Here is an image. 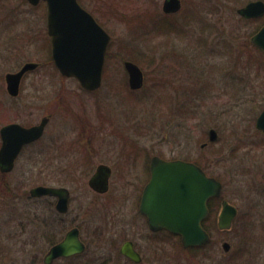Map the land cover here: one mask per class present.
Returning a JSON list of instances; mask_svg holds the SVG:
<instances>
[{"label": "rangeland", "instance_id": "obj_1", "mask_svg": "<svg viewBox=\"0 0 264 264\" xmlns=\"http://www.w3.org/2000/svg\"><path fill=\"white\" fill-rule=\"evenodd\" d=\"M181 1L168 18L178 31L163 34L154 24L164 18L163 0H80L111 36L102 87L88 93L48 63L45 4L0 0V127L50 116L40 141L3 177L11 190L0 192V264H41L48 234L62 236L71 226L80 228L87 254L55 264H95L92 254L134 236L139 221L132 194L140 173L123 162L132 150L201 154L208 175L222 183L221 198L237 208L230 230L219 231L216 220L208 224L210 240L197 251L202 258L191 261L264 264V135L255 128L264 104V63L250 43L263 18L236 14L254 0ZM129 58L144 76L133 93L124 88ZM26 62L40 67L25 74L18 97L10 99L4 76ZM211 128L218 139L201 150ZM100 163L113 169L102 195L87 185ZM36 185L67 187L69 212L58 215L52 198L30 199ZM215 211L216 219L219 205ZM174 243L166 248L171 262L185 264L184 253H170Z\"/></svg>", "mask_w": 264, "mask_h": 264}, {"label": "water", "instance_id": "obj_2", "mask_svg": "<svg viewBox=\"0 0 264 264\" xmlns=\"http://www.w3.org/2000/svg\"><path fill=\"white\" fill-rule=\"evenodd\" d=\"M37 6L41 1L46 8V31L50 38V55L59 74L75 79L80 87L92 92L100 88L106 52L111 37L95 18L85 10L78 0H26ZM181 0H163L162 12L175 14L181 9ZM238 16L245 19H256L264 16V1H250L236 10ZM252 45L264 54V24L250 38ZM38 67L36 62H26L17 71L5 75L6 88L10 95L16 96L23 76ZM123 67L127 73L130 90H139L144 83L143 72L137 64L126 60ZM48 122L44 117L39 124L23 128L11 124L1 130L3 146L0 149V170L9 172L21 147L39 139ZM255 127L264 134V106L258 115ZM217 139L214 129L208 131V141ZM109 169L98 166L88 180V186L97 193L108 189ZM221 183L209 177L197 165L176 160L165 161L153 157L150 163V179L145 185L139 211L147 217L152 230L165 229L180 237L184 248L205 245L210 236L202 226L209 213L207 202L220 196ZM31 196H56V209L60 213L67 210L68 191L65 188L37 186L30 191ZM237 216L235 206L222 201L217 217V228L220 231L230 230ZM123 246L122 251L131 258L134 252ZM222 250L228 252L230 245L222 244ZM84 243L79 236L78 228L69 230L64 238L53 245L44 256V264H52L57 258H68L82 253Z\"/></svg>", "mask_w": 264, "mask_h": 264}, {"label": "flooded vegetation", "instance_id": "obj_3", "mask_svg": "<svg viewBox=\"0 0 264 264\" xmlns=\"http://www.w3.org/2000/svg\"><path fill=\"white\" fill-rule=\"evenodd\" d=\"M78 2L80 4V0H78ZM99 25L102 27V25L100 23H99ZM46 33H47V31H46ZM48 38H49V36H48ZM48 43H49V54H48L49 56L48 57L51 60V55H50V38L48 40ZM106 60H107V55H106ZM106 60H105V64H106ZM37 64H38V67L36 69H38L40 67V64L39 63H37ZM106 66L107 65H104V70H103V77L104 78H105V73H106ZM8 73H10V72H8ZM126 75H127V73H126ZM4 80H5V76H4ZM102 82H103V80H102ZM20 85H21V83H20ZM101 87H102V85L100 86V88ZM124 88L126 90H127V88L129 89L128 82L126 84V87H124ZM5 90H6L7 95L10 97V99L11 98L18 97V95L20 93V87H19V91H18V94L16 96L10 95L8 93V91H7V88H6V82H5ZM139 90H130L128 92H132L133 93V92L139 91ZM88 93H92V92H88ZM44 117H47L48 118V122L46 124V126H47L48 123H49V120H50V116H44ZM44 117H42V118H44ZM255 122H256V120H255ZM11 124H17V125H19V126H21L23 128H29V127H32V126L37 125L39 123L28 126L25 123L23 124V123L18 122V121L15 120V121H12V122H9V123H6V124L2 125L0 127V149L3 146V138H2V135H1V130L4 127H6L8 125H11ZM46 126H45V128H46ZM45 128H44V131H43L42 136L44 135ZM211 129H213V128H211ZM42 136L39 139H37L35 141H32V142H29V143H26V144H24L21 147V149H20V151H19V153H18V155H17V157H16V159L14 161L13 168H14V165H15V162L17 161V159L25 152V150L28 147H30V146L36 144L38 141H40V139L42 138ZM207 139H208V132H207ZM217 139H218V133H217ZM217 139L215 141H213V142H210V141L203 142L200 145V149L201 150L205 149L209 145V143L210 144L211 143H214V142L217 141ZM200 155L201 154L196 155L195 157H185V156H175V155H170L169 157H165V156H163L161 154H158V153L156 154L155 153V154H149V155L146 154L144 156V153H138V151L132 150V153L131 154H128V155H125L124 156L123 162H126L127 164H129L130 167H133L134 169H138V172L140 173V177H139V180H138V184L136 185V188H135V193L132 194V197L134 198L135 206H136L135 209H136V212H137V214H136L137 215V219H138L137 221H139V225H138L139 230L137 231V233L134 236L131 235L129 237L128 235H124L123 238L121 239L119 245H117V246L109 245V246H106L104 248H101V251H97L96 254H92L91 257L94 259L93 262L95 264H176L174 262H171V259L172 258H170L171 256H169L170 254H169L168 250H166V248L168 246L167 244H170L171 241H176V244L175 243L172 244L173 246L170 245V247H172L170 253L171 254L172 253H175V256H174L175 258L179 256V254H177L178 253L177 251H180L181 253H184L183 255H184V258H185V261H186V262H184L185 264H199L198 262L191 261V260H193L194 258H198V259L199 258H202L201 254H199L198 252L197 253H191V254L188 253L187 252V249H184L182 245L180 246L178 244V242H180V238L177 235H173V234H171L169 231H167L165 229H160V230H152V229H150L149 224H148L147 217L145 215H143L139 211V205H140V202H141V197H142L143 189H144L145 185L147 184V182L150 179V163H151V160H152L153 157H159V158H161V159H163L165 161L181 160V161L191 162V163L197 165L198 167H200L206 173L207 176L213 177L217 181H219L216 177L208 175V173L206 171V168L204 167V161L205 160H203L202 157H199ZM143 156H144V158H143ZM134 159L136 161H133ZM101 165L102 166H105V167H107L109 169V176H108V179H107V184H108L107 191L104 192V193H97V192L93 191L89 186L88 187L94 193L101 194L102 195V194H105V193H107L109 191L110 178L112 176V170L113 169H112L111 166H109V165H107L105 163H100V164H98L95 167L94 172L91 174V176L96 172L97 167L98 166H101ZM132 165H134V166H132ZM13 168H12V170H13ZM11 171H9V172H2L0 170V192L1 191L10 192V190H11L10 189V186L7 187L9 184L4 181L3 177L6 176L7 174H9ZM91 176L89 177V179L91 178ZM87 185H88V181H87ZM37 186H44V187L45 186L46 187L49 186V187L65 188V189H67V191H68L67 210L64 213H60L56 209V204L58 202V197H56V196H49V195H46V196L44 195V196H40V197L31 196V194H30L31 189H33V188H35ZM221 186H222V183H221ZM221 192H222V190H221ZM28 196H29L30 199H40V198H43V197L52 198L53 199V202H54V210H55V212L58 215H66L69 212L70 191L65 186L36 185L34 187H31L28 190ZM224 200L227 201V202H229L226 199H222L221 198V195L219 197L215 198V204H216V206L219 205V211H220V208H221V203ZM207 206H208V204H207ZM216 206H215V208H216ZM219 211H218V213H219ZM72 228H78L80 239H81V241L85 245L84 251L82 253H80L78 255H75V256H72V257H68V258H63V257L57 258V259H55L53 261L52 264H55V262L56 261H59V260H63L66 263L67 262L70 263L71 260H73L75 258H78V257H83V256H85L87 254L88 246H87V244L85 243V241L81 237L80 228L78 226H71L70 228H68L67 230H65V232L63 233L62 236H59L58 235L59 236L58 237L57 234H55V232H52L51 234H48L49 235V238L47 239V241H48L49 248L45 252V254L43 255V257L41 259V264H44L43 259H44V256L46 255V253L49 251V249L53 245L59 243L64 238L65 234L69 230H71ZM127 244H130L126 248H130L134 252V255H135L134 258L129 257L128 255H126L122 251L123 246H125ZM180 244H181V242H180ZM174 248H175V251L176 252H173L174 251ZM187 258H188V260H187Z\"/></svg>", "mask_w": 264, "mask_h": 264}, {"label": "trees", "instance_id": "obj_4", "mask_svg": "<svg viewBox=\"0 0 264 264\" xmlns=\"http://www.w3.org/2000/svg\"><path fill=\"white\" fill-rule=\"evenodd\" d=\"M172 16V15H164V18L163 20L159 19V20H156L155 21V27L158 28V30L163 33V34H169L171 32H177L178 31V28H177V25L176 24H172L171 22L168 21V18ZM264 23V18L262 19V24L261 26L263 25ZM260 26V27H261ZM259 27V28H260ZM258 28V29H259ZM257 31V30H256ZM260 52V51H259ZM261 54V58H262V62L264 63V55L260 52ZM129 60H131L132 62L136 63L137 64V60L136 59H133V58H129ZM48 63L52 64L50 58L48 57ZM54 68V67H53ZM55 69V68H54ZM105 76H106V73H105ZM126 83V82H125ZM124 87H126V84L124 85ZM215 199H210L208 201V208H209V214L207 216V218L203 221L202 223V226L203 228L208 231L207 229V226L209 223H214L215 224ZM178 244L181 246L180 242H178ZM206 245L202 246V247H192V248H188L187 249V252L188 253H197V251H200L202 250L203 248H205Z\"/></svg>", "mask_w": 264, "mask_h": 264}]
</instances>
